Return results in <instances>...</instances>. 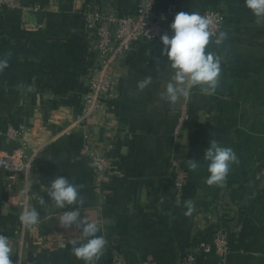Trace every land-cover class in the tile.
Returning a JSON list of instances; mask_svg holds the SVG:
<instances>
[{
    "label": "crops",
    "instance_id": "0c3cea01",
    "mask_svg": "<svg viewBox=\"0 0 264 264\" xmlns=\"http://www.w3.org/2000/svg\"><path fill=\"white\" fill-rule=\"evenodd\" d=\"M102 0H20L16 10L0 11V132L23 126L30 148L42 149L36 160L38 175L28 207L39 223L25 228L19 217L26 208L6 189L0 172V235L9 238L12 264H84L72 254L79 230L58 225L64 211L47 195L56 176L80 186L81 216L98 224L106 240L97 264H111L108 241H114L127 264H180L183 252L197 237L210 239L221 230L230 253L213 254L196 264H264V22L244 6V0H156L155 20L163 19L167 35L173 18L167 8L196 12L218 7L224 15L222 44L206 47L221 58L214 94L193 88L175 103L162 99L173 75L161 42H139L112 71V102L108 117L93 122L94 135L112 140V157L122 170L97 192L79 132L50 139L66 126L85 92L87 40L81 12ZM122 16H134L146 0H103ZM45 13L41 27L25 23L23 12ZM26 24V30L22 25ZM152 82L142 90L146 77ZM186 105L187 120L173 131ZM52 140V139H51ZM231 148L237 163L223 186L208 185L209 141ZM14 144L0 136V151ZM190 160L197 162L196 169ZM182 179L183 190L175 188ZM262 193L248 215L251 199ZM41 198L44 202L41 203ZM28 201V200H27ZM64 245L63 247L61 245Z\"/></svg>",
    "mask_w": 264,
    "mask_h": 264
},
{
    "label": "built area",
    "instance_id": "2783aa9c",
    "mask_svg": "<svg viewBox=\"0 0 264 264\" xmlns=\"http://www.w3.org/2000/svg\"><path fill=\"white\" fill-rule=\"evenodd\" d=\"M20 0H0V11L16 10ZM156 0L142 2L134 16H122L116 7L106 1L90 2L81 12L83 29L87 40V57L90 66L85 77V92L80 96L78 108L66 126L58 131L50 142L56 138L79 132L82 139V151L89 162L94 186L102 192L112 178L120 176V164L111 155L112 140L103 135H94L93 122L105 120L111 111L112 71L121 63L133 46L139 42H161L160 37L167 34L164 20H155ZM36 10V9H29ZM26 13V11H23ZM201 15L212 21L211 30L221 31L224 15L218 7H205L198 10ZM179 10L171 5L165 17L174 18ZM27 25L21 29L26 30ZM215 43V35L210 38ZM187 120L184 104L174 127L173 135L179 136ZM23 126L8 128L0 132L14 147L9 151H0V172L5 176L6 189L16 199L15 205L26 208L30 198L32 184L38 175L37 157L42 149L30 148ZM182 179L176 178L175 188L183 190ZM28 200V201H27ZM111 264H127L122 250L114 241H108ZM230 253V243L226 235L216 232L208 240H197L183 252L180 264H196L198 258L213 254L218 259H225Z\"/></svg>",
    "mask_w": 264,
    "mask_h": 264
},
{
    "label": "clouds",
    "instance_id": "9594fccd",
    "mask_svg": "<svg viewBox=\"0 0 264 264\" xmlns=\"http://www.w3.org/2000/svg\"><path fill=\"white\" fill-rule=\"evenodd\" d=\"M244 6L257 19V23L264 22V0H244ZM169 28L172 35L164 34L160 37L163 45L161 56L166 58L168 67L172 70L171 80L166 85L162 99L175 103L181 96H189L193 88H200L204 94H214L221 72V58L206 51L210 38L215 35V44L220 45L227 38V33L217 30L213 33L212 21L199 12L177 13ZM7 67V61L0 60V70ZM152 82V77H146L138 84L139 89L145 88ZM203 160L207 161L209 173L208 185L223 186L230 172L231 166L237 163L235 152L229 147H222L215 140L209 141ZM192 169H196L197 162L190 160ZM79 187L64 176H56L50 182L47 195L58 209L75 205V209L64 211L58 225L64 229L79 230V241H69L73 245L72 254L82 260L84 264H97L103 255L106 240L98 224L85 220L79 211L83 205V198L79 195ZM44 199L41 198V203ZM25 228L39 223V213L35 208H26L19 217ZM64 246L63 244L61 245ZM12 249L9 238L0 235V264H12Z\"/></svg>",
    "mask_w": 264,
    "mask_h": 264
},
{
    "label": "water",
    "instance_id": "95a60500",
    "mask_svg": "<svg viewBox=\"0 0 264 264\" xmlns=\"http://www.w3.org/2000/svg\"><path fill=\"white\" fill-rule=\"evenodd\" d=\"M45 13L43 10H27L24 19L30 26L41 27L43 25Z\"/></svg>",
    "mask_w": 264,
    "mask_h": 264
},
{
    "label": "trees",
    "instance_id": "16d2710c",
    "mask_svg": "<svg viewBox=\"0 0 264 264\" xmlns=\"http://www.w3.org/2000/svg\"><path fill=\"white\" fill-rule=\"evenodd\" d=\"M262 193L261 194H257L255 197H253L252 199H251V202H250V204H249V206H248V211H246V212H244L245 214H247L248 213V215H250L252 212H253V210H254V208H255V206H256V204H257V202L262 198ZM219 231H221V230H215V231H213V235H214V233H216V232H219ZM199 237V236H198ZM197 237V239H196V241L195 242H197V240H200L199 238ZM207 239V238H206ZM205 239V240H206ZM202 240V239H201ZM204 240V239H203ZM194 242V243H195ZM191 246V245H190ZM189 246V247H190Z\"/></svg>",
    "mask_w": 264,
    "mask_h": 264
}]
</instances>
